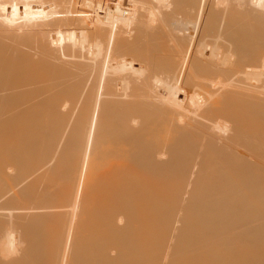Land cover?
Listing matches in <instances>:
<instances>
[{
	"label": "bare ground",
	"instance_id": "obj_1",
	"mask_svg": "<svg viewBox=\"0 0 264 264\" xmlns=\"http://www.w3.org/2000/svg\"><path fill=\"white\" fill-rule=\"evenodd\" d=\"M111 1L0 0V264H241L144 191L264 219V0Z\"/></svg>",
	"mask_w": 264,
	"mask_h": 264
},
{
	"label": "rangeland",
	"instance_id": "obj_2",
	"mask_svg": "<svg viewBox=\"0 0 264 264\" xmlns=\"http://www.w3.org/2000/svg\"><path fill=\"white\" fill-rule=\"evenodd\" d=\"M209 1L210 3L211 1H214V4H216V6L219 9L221 7V4H223L222 6H225L223 2L221 4H218V2L215 3L217 0L216 1L208 0V2L206 3L207 10H208V6L209 8L213 6L212 5L213 2L212 4H210ZM112 2L114 1H111V3ZM198 2H199L198 0L192 1V3L191 1L187 2L186 3L187 5H185L184 8L187 9L186 10L187 12L188 11L191 12L192 15H193V11L195 10H196L195 13L196 12L200 13L198 9H199V6H201V3L199 2V6H198ZM188 3L190 5L192 4V7H193L192 9L190 5H188ZM226 7H222V8L229 10L227 9L228 7L227 8ZM205 14L201 16L200 20L204 21L206 17ZM25 29L23 30L25 31ZM23 30H21V33H19L17 29V31H15V33L11 35L12 38L8 35L10 38H8L7 41L10 42V39L13 40L14 38L16 40L14 41L16 43H19L20 41L25 39V37L23 38V36H25V33L27 34V31L29 29H27V31L25 32ZM18 36H19V39H20V36H22L21 37L22 40L20 39L18 41V39H16L18 38ZM23 42L26 43V40L22 41L21 43L22 45L25 44V43L23 44ZM134 173L136 175H140L138 171ZM144 193H145V196L147 197L146 203H143L144 205L143 207L144 216L143 217L145 218V220L155 221V223H157L156 221L163 220L169 223H173L174 225L180 219L185 218V217H188L189 219L196 221L197 219H200V218L199 217L197 218L196 215L190 216L191 212L194 213L196 209H206V211L203 213H206L207 215H211L213 217V221L219 222L224 228V232L222 234H225L227 236V239L230 242V245H228V248H227V253L238 255V257L241 258V264H264V249L262 245H258L255 243V238H256L259 228L263 230L264 232V219H261L262 222L249 221L245 223L239 222V221L236 222L234 219H232L234 217L237 218L240 214H244L245 212L252 211L253 205L251 203H245L238 207H235L229 203H220V204H212V205H205V206L204 204H199V203L187 205V203L183 201V198L184 197L188 198L189 194L188 193L185 194L183 190L167 191L165 194L164 200H159L157 198V192L145 190ZM152 200L157 202V204L153 203ZM186 206H189V207H186ZM139 209H141L140 206L134 207V210H139ZM257 214L260 216V218H264V209H260L257 212ZM215 234H218V232L214 231L211 235H215ZM248 258H251L253 262L248 263Z\"/></svg>",
	"mask_w": 264,
	"mask_h": 264
}]
</instances>
